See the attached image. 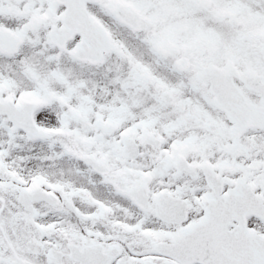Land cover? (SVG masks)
I'll return each mask as SVG.
<instances>
[{
	"label": "snow or ice",
	"instance_id": "6c2138e0",
	"mask_svg": "<svg viewBox=\"0 0 264 264\" xmlns=\"http://www.w3.org/2000/svg\"><path fill=\"white\" fill-rule=\"evenodd\" d=\"M0 264H264V0H0Z\"/></svg>",
	"mask_w": 264,
	"mask_h": 264
}]
</instances>
